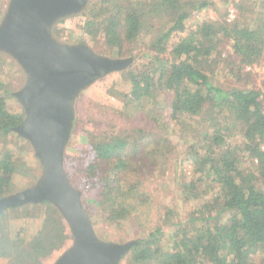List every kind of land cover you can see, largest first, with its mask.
Segmentation results:
<instances>
[{
    "label": "trees",
    "instance_id": "trees-1",
    "mask_svg": "<svg viewBox=\"0 0 264 264\" xmlns=\"http://www.w3.org/2000/svg\"><path fill=\"white\" fill-rule=\"evenodd\" d=\"M213 5L211 0H90L84 12L74 15L81 17L84 33L105 50L136 60L120 72L131 89L113 86L109 90L123 107L93 106L106 123L88 134L89 161L81 184L85 210L89 211L84 201L90 191L103 220L118 225L133 219L140 224L154 200L153 189L147 188V178L141 174L164 168V160L173 156L179 144L169 135L175 128L189 148L185 157L200 173L182 184L186 201L202 197L199 182L220 189L211 201L178 221L172 208L164 212L165 224L150 218L151 227L141 226V236L121 263L264 264V91L226 89L212 79L215 55L222 54L224 45L232 49L233 70H244L264 58V0H239L236 20L205 19L195 33L170 45L172 35L184 31L194 13ZM6 7L7 3L0 8V20ZM63 21L54 27L59 39ZM8 59L12 58L0 52V198L17 191L15 174L27 167L8 144L13 133L22 138L14 127L25 117L23 108L14 112L7 104L1 69ZM161 93L167 97L168 119L154 107ZM131 107L145 112L128 115ZM80 120L78 114L75 126ZM234 129L240 132L239 142H234ZM245 160L251 166H243ZM65 168L75 183L70 163L65 162ZM31 206L39 207L6 209L0 222L7 210ZM41 206L46 207L48 218L29 242L0 232L1 254L11 264H44L54 255L53 264L71 245L73 236L64 217L47 201ZM167 226L174 227L167 235L168 245L163 243ZM256 255L259 262L254 261Z\"/></svg>",
    "mask_w": 264,
    "mask_h": 264
},
{
    "label": "water",
    "instance_id": "water-1",
    "mask_svg": "<svg viewBox=\"0 0 264 264\" xmlns=\"http://www.w3.org/2000/svg\"><path fill=\"white\" fill-rule=\"evenodd\" d=\"M90 0H9L0 20V52L14 59L26 80L13 92L25 117L14 131L32 146L41 164L36 182L0 198L8 208L49 202L66 220L72 244L54 264H121L136 240L100 238L83 205V192L65 168L66 151L81 94L99 80L128 69L132 56L113 57L85 42H65L54 34L62 20L78 15Z\"/></svg>",
    "mask_w": 264,
    "mask_h": 264
},
{
    "label": "rangeland",
    "instance_id": "rangeland-1",
    "mask_svg": "<svg viewBox=\"0 0 264 264\" xmlns=\"http://www.w3.org/2000/svg\"><path fill=\"white\" fill-rule=\"evenodd\" d=\"M8 1L9 0H0V8L4 6V4H8ZM211 1L214 3L212 7L204 9L198 13H194L187 20L185 30L182 32H176L172 35L170 45L176 44L183 38L189 37L195 33L197 31L198 25L205 19H224L225 17V19L228 21H234L239 17V11L236 7V3L239 0ZM81 22L82 19L78 16H71L66 18L65 21L61 22L59 27L63 29V34L60 40L71 43L85 42L100 53L113 57H120L117 53L113 54L105 50L95 39L86 35L80 28L79 24H81ZM221 53L222 54L220 56L218 54L215 55V57L218 59L215 63V71L212 74V79L215 84L226 89L239 86L244 88H257L264 91V58L261 61L247 66L244 70L240 71L237 69H232L234 67L232 64L233 55L232 49H230V47L224 45L222 47ZM137 63L139 62L137 61ZM1 70L3 72L1 75L3 76V80L6 82V89L8 90V107L14 112H19L22 110V105L13 95V92L19 90L23 86L26 80V75L22 71L20 65L14 62L12 59H8V62L2 66ZM113 86H116L122 91H129L132 87L129 81L122 78L120 72H115L99 80L93 86L85 90L77 101V116L79 114L82 120H80V122L74 126L71 141L66 151L65 162L68 164L70 163V171L76 186L79 189H81V184L85 178V172L83 169L89 161L88 134L90 131H94L95 129L99 130V128L101 126L103 127V125L106 123L105 117H103V121V118L96 114L97 110L93 108L94 104L99 103L116 108L123 107L121 99L109 93V90ZM157 99L158 100L154 105L156 112L158 115L163 116V118L168 119L169 111L166 109L167 97L161 93ZM89 100H91V103ZM150 106L152 105H149L148 108H145L144 110L148 111ZM127 112L128 115L131 116L136 113L137 117V115L141 114L140 112L145 111L135 110L134 107H131L127 109ZM126 122H128L129 125L130 121L126 120ZM234 132V142H239V140H241L240 132H238L237 129H234ZM169 137L173 142H176L179 145L177 146L173 156H171L167 161L164 160V168L155 171L153 170L152 173L145 171L143 174H141L143 179L147 178V188L153 189L154 200L152 206L150 205V208L146 213L147 216L143 215L141 222H139L140 224L136 223L133 219L122 221L118 225L107 222L105 219L103 220L99 214L97 201L95 200V194L91 193L90 191L86 192L87 196L85 197L84 203L92 215L93 225L97 235L100 238L119 243L135 240L141 236V232L144 228L149 229L151 227L150 225L152 219L150 218L153 216H155L154 219L156 221H160V224H165L166 221L163 219L164 212L168 208H172L175 210L177 216L175 221H178L193 208L199 207L206 201H211L213 195L220 194V189L218 187L215 186V188L212 189L214 186L210 187L206 182H199V188L202 193V197L200 199L193 200L192 202L186 201V195L183 192L182 184L185 182V180H190L193 177L196 179L200 173H195L193 171L192 161L185 157V154L189 148L187 144H185L182 132L178 128L172 129ZM8 142L9 149H11L14 155L20 160L25 161L27 166L24 167L23 171L15 174L14 187L18 191L30 186L36 181V179L41 174V164L36 158L31 144L28 143L24 138H19L15 133H13L8 137ZM243 164V166L249 167L252 163L249 160H245ZM38 205V208L31 206L29 208L18 209L15 211L11 209L7 210L2 221L0 222V232L2 233V231H4L5 234H8L12 239L20 237L24 239L25 242H29L44 229L45 221L48 218L46 207H42L41 204ZM160 217V220L157 219ZM147 218L149 219L147 220ZM143 224L146 226H143ZM141 226H143V229H141ZM52 227L54 228V226ZM173 229L174 227L171 228L170 226H167L166 228V238L163 240V243L166 245H168L166 242L167 237L170 235ZM72 242L73 239L72 241L70 240L69 243L72 244ZM2 251L3 249L0 250V264H11L10 258L1 254ZM53 261L54 255L47 258L44 264H52ZM254 261L259 262L260 256L256 255L254 257ZM121 264L129 263L124 261Z\"/></svg>",
    "mask_w": 264,
    "mask_h": 264
},
{
    "label": "built area",
    "instance_id": "built-area-1",
    "mask_svg": "<svg viewBox=\"0 0 264 264\" xmlns=\"http://www.w3.org/2000/svg\"><path fill=\"white\" fill-rule=\"evenodd\" d=\"M263 99H264V94H263ZM263 148H264V146H263Z\"/></svg>",
    "mask_w": 264,
    "mask_h": 264
}]
</instances>
